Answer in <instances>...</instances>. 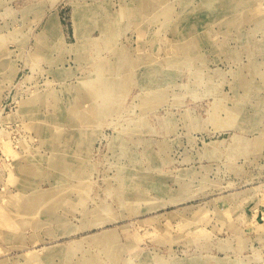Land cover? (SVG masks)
Masks as SVG:
<instances>
[{
    "label": "rangeland",
    "instance_id": "obj_1",
    "mask_svg": "<svg viewBox=\"0 0 264 264\" xmlns=\"http://www.w3.org/2000/svg\"><path fill=\"white\" fill-rule=\"evenodd\" d=\"M0 264H264V0H0Z\"/></svg>",
    "mask_w": 264,
    "mask_h": 264
}]
</instances>
